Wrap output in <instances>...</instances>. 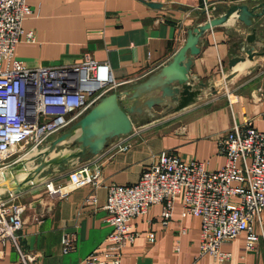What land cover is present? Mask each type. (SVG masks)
<instances>
[{
    "label": "crops",
    "instance_id": "1",
    "mask_svg": "<svg viewBox=\"0 0 264 264\" xmlns=\"http://www.w3.org/2000/svg\"><path fill=\"white\" fill-rule=\"evenodd\" d=\"M262 1L208 0L206 12L202 0H27L31 13L23 27L34 37L17 44V59L34 68L71 66L90 56L109 64L120 89L142 82L165 65L183 46L187 30L214 20L198 40L199 53L189 71L194 88L204 85L193 104L157 120L150 113L135 117L132 133L109 141L111 145L127 140L126 151L113 154L107 146L100 154L83 155L66 142L51 148L54 142L49 140L46 157L41 147L17 163L35 177V182L20 180L22 188L15 193L27 204L19 247L24 254L38 256L32 264H84L114 230L106 220L108 187L136 184L162 152L203 161L209 170H218L225 162L218 152L219 140L234 125L264 131V54L229 66L250 31L234 17L236 8ZM256 44L257 50H264ZM73 151L80 155L76 161L69 159ZM85 162L100 168L98 186L74 188L65 199L49 194L48 182L67 187L68 173ZM8 169H0V180ZM20 171L24 176L23 168ZM92 194L97 202L88 205L86 198ZM171 212L166 226L160 224L161 204L133 220L139 236L123 249L120 264H218L210 254H200V219L181 215L180 198ZM149 231L154 232L153 242ZM255 231L264 234V214L255 221ZM67 234L74 238V248L64 253L62 238ZM244 240L241 233L220 246L231 253L225 264H264V238L251 251L245 249ZM0 264H24L19 249L12 243L0 245Z\"/></svg>",
    "mask_w": 264,
    "mask_h": 264
},
{
    "label": "built area",
    "instance_id": "2",
    "mask_svg": "<svg viewBox=\"0 0 264 264\" xmlns=\"http://www.w3.org/2000/svg\"><path fill=\"white\" fill-rule=\"evenodd\" d=\"M208 0L202 8L208 12ZM31 8L27 0H0V169L22 162L33 150L85 116L101 96L119 87L110 66L90 56L71 66L27 67L16 58L15 50L24 38L33 39L23 22ZM210 21V20H209ZM110 146L113 154L130 147L127 140ZM225 162L218 170L206 163L183 160L162 152L133 185L108 187L105 209L107 222L114 227L105 242L89 254L84 264H120L123 249L136 241L139 232L133 220L150 206L161 204V226L171 218L176 198L182 216L200 219V254H210L225 264L231 253L220 246L239 234L245 235V249L254 250L263 232L255 231V221L264 214V131L249 124L234 125L218 143ZM67 187L47 183L49 194L65 199L71 190L88 184L98 186L101 170L90 162L71 170ZM97 202L95 195L86 204ZM27 204L16 195L0 198V245L12 243L24 264L38 259L20 250V230L24 226ZM153 242V231L147 232ZM63 252L74 248V238H62Z\"/></svg>",
    "mask_w": 264,
    "mask_h": 264
},
{
    "label": "water",
    "instance_id": "3",
    "mask_svg": "<svg viewBox=\"0 0 264 264\" xmlns=\"http://www.w3.org/2000/svg\"><path fill=\"white\" fill-rule=\"evenodd\" d=\"M234 17L249 27L250 31L245 36L243 48L229 60L230 67L253 61L256 56L264 54V50L259 51L256 46L257 42L264 45V1L254 6L240 4ZM213 24L214 20H211L202 28L193 26L187 30L183 46L165 65L149 74L142 82L102 95L85 116L51 144V148L70 138V147L77 145L79 154L97 155L109 145L111 139L132 133L135 117L150 113L152 120H157L193 104L201 95L204 85L194 88L189 71L194 56L199 53V38ZM259 27L261 30L257 31ZM259 37H263V40H259ZM155 107H160V112H156ZM46 145L40 150L45 157L48 154ZM21 168L24 170L23 166L15 164L8 169V174H3V179L0 180V193L3 194L0 197L19 192L22 188L18 184L20 180L24 183L29 181L30 178L26 175L22 176Z\"/></svg>",
    "mask_w": 264,
    "mask_h": 264
},
{
    "label": "rangeland",
    "instance_id": "4",
    "mask_svg": "<svg viewBox=\"0 0 264 264\" xmlns=\"http://www.w3.org/2000/svg\"><path fill=\"white\" fill-rule=\"evenodd\" d=\"M263 46H264V45H263ZM116 90L119 91V90H121V89H120V87H118ZM111 92H112V91H110V92H108V93H111ZM147 119H148V117L145 118V122H146ZM135 121H136V120H135ZM65 131H66V130H65ZM65 131H62L61 133H58V134L52 136L49 140L52 141V142H56V141L59 139V137L63 135V133H64ZM63 142H66V146H69V147H70V138H67V139L64 140ZM63 142H62V143H63ZM77 147H78V146L75 145V146H72L71 148H73V149L75 150V149H78ZM79 156H80V155L78 154V151H73V152L71 153L69 159H72V160L76 161L77 158H79ZM23 162H25V159H23L22 163H23ZM17 163H18V162H17ZM19 163H21V162H19ZM24 174H25L28 178H30V179H29V182H35V181H34V178H35V177L33 178V175H32L30 172H27V171L24 169ZM25 175H24V176H25ZM0 194H3V193H0ZM0 198H4V197H0Z\"/></svg>",
    "mask_w": 264,
    "mask_h": 264
}]
</instances>
